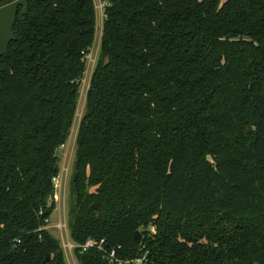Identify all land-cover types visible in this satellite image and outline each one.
<instances>
[{
  "label": "trees",
  "instance_id": "1",
  "mask_svg": "<svg viewBox=\"0 0 264 264\" xmlns=\"http://www.w3.org/2000/svg\"><path fill=\"white\" fill-rule=\"evenodd\" d=\"M104 2L70 182L79 264L114 248L264 264V0ZM96 22L95 0L19 7L0 57V264H69L48 226Z\"/></svg>",
  "mask_w": 264,
  "mask_h": 264
},
{
  "label": "rangeland",
  "instance_id": "2",
  "mask_svg": "<svg viewBox=\"0 0 264 264\" xmlns=\"http://www.w3.org/2000/svg\"><path fill=\"white\" fill-rule=\"evenodd\" d=\"M95 4L97 8L95 42L86 57L87 67L85 75L81 80L78 110L70 137L66 144L61 146L58 150L60 158V173L56 179L55 199L57 207L51 216L50 224L48 226L50 231L61 240L69 264H79L73 249L76 244L72 240L69 230L70 203L72 198L70 182L76 156V138L81 118L85 113L87 92L90 86L93 70L97 63L104 22L105 2L104 0H95Z\"/></svg>",
  "mask_w": 264,
  "mask_h": 264
},
{
  "label": "water",
  "instance_id": "3",
  "mask_svg": "<svg viewBox=\"0 0 264 264\" xmlns=\"http://www.w3.org/2000/svg\"><path fill=\"white\" fill-rule=\"evenodd\" d=\"M29 0H13L0 6V57L4 55L9 48L12 40L16 39L14 26L19 13V7L23 6V12L28 11ZM138 240H141L142 233L136 231ZM50 260V255L45 262Z\"/></svg>",
  "mask_w": 264,
  "mask_h": 264
},
{
  "label": "built area",
  "instance_id": "4",
  "mask_svg": "<svg viewBox=\"0 0 264 264\" xmlns=\"http://www.w3.org/2000/svg\"><path fill=\"white\" fill-rule=\"evenodd\" d=\"M97 9V8H96ZM83 249L86 250L90 247H98L99 249H104V239L96 240V239H88L85 244L82 245ZM109 259L112 263L115 264H142L144 258H122L118 256L117 250L114 248L111 250Z\"/></svg>",
  "mask_w": 264,
  "mask_h": 264
}]
</instances>
